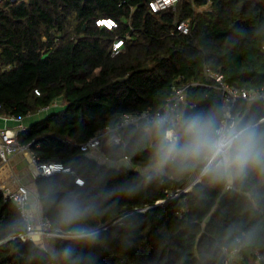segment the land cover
I'll return each mask as SVG.
<instances>
[{
    "label": "trees",
    "instance_id": "trees-1",
    "mask_svg": "<svg viewBox=\"0 0 264 264\" xmlns=\"http://www.w3.org/2000/svg\"><path fill=\"white\" fill-rule=\"evenodd\" d=\"M149 1L0 0V115L26 117L61 100L19 139L40 160L61 161L85 180L79 185L64 173L37 178L43 215L51 230L68 233L59 210L71 194L92 206L83 223L101 232L91 245L55 234L37 244L22 236L27 221L0 190V264H224L223 246L237 249L235 264H264V175L250 173L231 188L201 181L159 202L193 176L169 170L144 181L152 157L141 140L144 120L119 129L116 145L114 133H104L126 112L161 109L173 83L186 86L182 111L223 115L207 67L233 86L263 92L264 0H179L158 12ZM99 18L117 25L97 24ZM184 18L192 19L191 31L172 33ZM119 37L124 44L113 55ZM238 110L264 129L263 95L241 100ZM98 134L110 162L80 149ZM124 185L135 191H117ZM66 246L74 249L70 258Z\"/></svg>",
    "mask_w": 264,
    "mask_h": 264
},
{
    "label": "clouds",
    "instance_id": "clouds-1",
    "mask_svg": "<svg viewBox=\"0 0 264 264\" xmlns=\"http://www.w3.org/2000/svg\"><path fill=\"white\" fill-rule=\"evenodd\" d=\"M220 112V109L165 112L145 123L141 140L151 146L152 157L142 173L144 181L151 182L172 170L191 174L196 183L207 181L231 187L250 173L264 175V129L239 116ZM79 183L82 185L83 181ZM117 191L132 194L135 186L124 185ZM113 194L109 191L105 195ZM92 211V206L81 204L71 194L60 201V223L67 226L68 238L88 245L100 239L99 229L83 223ZM30 232L33 241L40 244L41 227ZM73 254L71 246L63 249L65 258Z\"/></svg>",
    "mask_w": 264,
    "mask_h": 264
},
{
    "label": "built area",
    "instance_id": "built-area-1",
    "mask_svg": "<svg viewBox=\"0 0 264 264\" xmlns=\"http://www.w3.org/2000/svg\"><path fill=\"white\" fill-rule=\"evenodd\" d=\"M179 0H150V10L152 12H158L167 8H176L177 2ZM97 24L104 25L105 23L110 26V28L117 25V22L113 18H99L96 20ZM192 27V19L184 18L175 21L172 28V33H189ZM129 36V34H127ZM124 37H119L114 41L112 47V54H117L123 47ZM207 75L214 80V87H216L220 92V101L223 108V115H228L230 117H242L241 111L238 110V103L241 100L248 99L252 100L258 97L259 95L264 96V91L259 92L257 90H247L239 88L229 84L222 73L213 71L211 68H206ZM57 103L54 101L50 105L43 107L42 109L47 110L51 106H55ZM188 104L186 100V86H180L177 83L172 85V94L168 98V101L162 106L161 109L156 111H144L141 114H134L130 112L124 113L118 123L115 126H107L104 133H114L112 144H119L121 140V134L119 129L128 126L134 122L144 120L146 123L156 117L159 114L165 112L172 113L177 111H182L183 106ZM191 107H194V103H189ZM0 118L6 121L15 122L13 126H4L0 128V160L3 163H7L11 157L17 153L25 152L30 148V144H24L20 141L19 136L27 127L22 122L23 117L16 115H0ZM264 117L259 120L258 123H263ZM103 133V134H104ZM103 134L94 135L88 140L79 144L80 149L84 152L96 155L99 158L104 159L105 161H111L102 151H101V138ZM119 141L118 143L116 141ZM31 176L33 179L39 177L51 176L54 174L64 173L72 175L75 179V182L79 185V181L85 183L84 178L77 174L76 171L70 165H66L61 161H45L40 160L39 157L35 154H31ZM15 177V174H12L11 179ZM196 183L194 178L182 188L177 189L176 191L170 192L167 198L160 199L159 202H164L168 199H175L179 197L182 193L190 189V187ZM82 184V185H83ZM232 187V186H231ZM227 187V188H231ZM0 190L3 192L6 200L14 201L19 207L22 215L27 221V229L22 234L25 239H31V231H35L37 226H40L43 235L47 233H53L55 235L65 236L68 233L61 231H53L50 229V221L44 215L37 216L35 212L30 207V197L31 191L29 186L20 182L16 185H12L9 182H6L0 177ZM224 255V264H234L235 257L238 256L237 249H230L227 246L222 247Z\"/></svg>",
    "mask_w": 264,
    "mask_h": 264
},
{
    "label": "crops",
    "instance_id": "crops-1",
    "mask_svg": "<svg viewBox=\"0 0 264 264\" xmlns=\"http://www.w3.org/2000/svg\"><path fill=\"white\" fill-rule=\"evenodd\" d=\"M55 106H61L62 101L57 99ZM60 103V104H59ZM48 110V109H47ZM46 111L44 109L39 110L37 113L29 114L26 117H23V123L28 127V125L43 116V112ZM14 122L6 121L0 118V128L4 126H13ZM34 153L31 148H29L25 152H20L11 157V159L7 163H3L0 160V177L6 182L11 183L12 185H16L20 182L26 183L33 193V200L30 202L31 209L35 212V214L39 217L43 215L41 203L39 200L38 189L36 180L31 176V154ZM12 174H15V177L11 179Z\"/></svg>",
    "mask_w": 264,
    "mask_h": 264
},
{
    "label": "rangeland",
    "instance_id": "rangeland-1",
    "mask_svg": "<svg viewBox=\"0 0 264 264\" xmlns=\"http://www.w3.org/2000/svg\"><path fill=\"white\" fill-rule=\"evenodd\" d=\"M59 104H60V103H59ZM14 125H15V122H14ZM128 164H130V162H128ZM31 200H33V193L31 194L30 202H31ZM50 235H53V233H52V234H51V233L44 234V235H43L42 242L40 243V245L45 246L46 238H47L48 236H50ZM234 264H235V259H234Z\"/></svg>",
    "mask_w": 264,
    "mask_h": 264
},
{
    "label": "water",
    "instance_id": "water-1",
    "mask_svg": "<svg viewBox=\"0 0 264 264\" xmlns=\"http://www.w3.org/2000/svg\"><path fill=\"white\" fill-rule=\"evenodd\" d=\"M96 158H98V160L100 161V162H102V163H104V162H109V161H105L104 159H102V158H99V157H97L96 155H94ZM115 164H117V163H115Z\"/></svg>",
    "mask_w": 264,
    "mask_h": 264
}]
</instances>
